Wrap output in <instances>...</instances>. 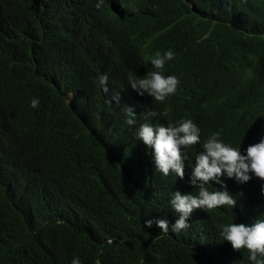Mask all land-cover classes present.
<instances>
[{
    "label": "trees",
    "instance_id": "obj_1",
    "mask_svg": "<svg viewBox=\"0 0 264 264\" xmlns=\"http://www.w3.org/2000/svg\"><path fill=\"white\" fill-rule=\"evenodd\" d=\"M138 8L141 19L100 50L84 0H0V264H70L73 256L81 264H250L247 250L218 232L264 214V181L238 184L229 192L235 206L195 209L189 227L173 232L169 192H194L190 168L182 180L161 177L129 129L145 122L146 109H133L136 126L127 125L96 78L123 73L106 61L135 51L129 32L137 29L152 54L175 53L168 71L179 80L148 122L191 119L201 139L216 132L243 152L244 130L264 121V0H142ZM158 218L168 233L144 227Z\"/></svg>",
    "mask_w": 264,
    "mask_h": 264
},
{
    "label": "clouds",
    "instance_id": "obj_2",
    "mask_svg": "<svg viewBox=\"0 0 264 264\" xmlns=\"http://www.w3.org/2000/svg\"><path fill=\"white\" fill-rule=\"evenodd\" d=\"M141 1L84 0L92 17V24L88 29L95 27L94 32L100 38V50L113 48L119 31L123 29L121 27L128 26L133 18L138 21L141 19L142 12L138 8ZM129 37L135 51L125 54L123 59L118 55L120 52H114L106 61V64L120 66L123 73L109 76L100 74L96 79L101 88L102 99L119 105L115 112L126 113L127 125L136 126L133 109H146L141 113L145 122L135 129H129L142 147L147 146L154 168L161 177L182 180L185 168L189 166L188 182L194 187V192H169L168 205L176 214L171 230L179 233L189 227L188 220L195 209L209 210L220 206L232 208L236 200L229 193L230 189H236L238 184L256 182L258 178L264 181V121H257L260 124L258 129L251 125L244 130L249 139L243 152L240 146L233 147L225 143L216 132L201 139V130L191 119L181 118L167 125L148 122V118L157 116V112L149 108L171 98L177 91L179 80L168 71L175 53L167 49L163 53L156 51L152 54L146 49L149 48L148 37L140 36L137 29L129 32ZM126 63L131 65L129 72L124 71ZM39 103V99L33 97L30 107L36 108ZM217 126L221 132L227 128L223 121H218ZM121 150L116 144L115 151ZM260 191L264 195V184H261ZM153 223L161 233H168L167 219H147L144 227L152 228ZM218 236L234 250H247L250 264H264V214L247 224L235 221L223 224ZM107 243L111 244L112 240ZM70 264H81L79 256H73Z\"/></svg>",
    "mask_w": 264,
    "mask_h": 264
}]
</instances>
